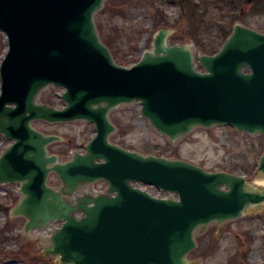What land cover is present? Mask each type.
I'll return each mask as SVG.
<instances>
[{"label":"water","instance_id":"95a60500","mask_svg":"<svg viewBox=\"0 0 264 264\" xmlns=\"http://www.w3.org/2000/svg\"><path fill=\"white\" fill-rule=\"evenodd\" d=\"M105 0H0L7 50L0 61V184L18 183L10 209L29 232L60 222L44 256L54 264H190L196 232L264 206V187L242 175L143 154L110 141V111L138 102L151 126L175 141L195 127L228 125L264 135V33L235 23L214 54L170 43L159 27L151 47L130 67L102 42L94 16ZM197 64L203 70L197 68ZM247 69L246 71H244ZM62 87L57 108L37 100L47 85ZM91 122L84 152L61 161L60 140L33 121ZM255 172L264 175V147ZM53 174L58 187L48 183ZM104 181L106 192L74 196ZM140 182L177 198L157 197Z\"/></svg>","mask_w":264,"mask_h":264},{"label":"rangeland","instance_id":"374dc122","mask_svg":"<svg viewBox=\"0 0 264 264\" xmlns=\"http://www.w3.org/2000/svg\"><path fill=\"white\" fill-rule=\"evenodd\" d=\"M139 3L137 0L123 1L114 7L120 12L119 14L109 17L106 13L102 16L105 36L109 41L107 46L113 58L115 54L119 60L123 59L124 62L118 63L127 67L140 58L143 50L151 47L153 35L161 26L171 30L167 38L170 43H190L197 55L207 54L201 43L215 40L217 24H224L223 21L207 19L209 25L199 29L204 37L199 42L201 35L190 28L188 18L181 14L179 7L174 3L163 5L166 22L157 27L152 25L150 16L153 6L147 7ZM113 6L111 0H105L102 9ZM229 12L238 15L231 23V27L235 23H240L264 33V9H259V5L254 0H242L241 4L239 3ZM223 14V18L228 16L227 12ZM96 20L95 14L94 21ZM6 50V36L0 29V61ZM62 91V87L49 84L38 93L37 100L62 108L64 106L60 97ZM110 119L116 126L110 141L126 149L143 154L183 159L208 171L232 172L244 176L253 183L258 178L264 180V175L255 172L264 147L262 134L250 135L237 131L231 126L216 125L209 128L195 127L179 139L170 141L140 114L138 102L121 104L113 108ZM33 126L46 134L60 137V140L50 144L48 149L49 152L57 154L61 161L69 159L72 153L84 152L86 143L94 135L93 124L84 120L53 124L35 120ZM10 143V140L0 134V154ZM48 183L55 187L60 185V181L53 174L49 176ZM134 185L156 196L164 197L172 194L161 192L150 185L141 183ZM94 187L102 190L105 184L96 182ZM19 197L17 183L0 184V204L11 208ZM24 222L23 217H12L9 212L0 211V230H4V242L0 244V250L4 251L7 257L0 259V264H54L56 257L44 256L42 253L43 248L49 243L48 237L52 230L42 232V229H35L25 232ZM58 225L59 223H55L51 226L55 228ZM195 239L196 247L188 255L190 264H240L241 262L264 264V206L258 211L247 212L235 220L220 224L212 222L202 232H196Z\"/></svg>","mask_w":264,"mask_h":264},{"label":"trees","instance_id":"16d2710c","mask_svg":"<svg viewBox=\"0 0 264 264\" xmlns=\"http://www.w3.org/2000/svg\"><path fill=\"white\" fill-rule=\"evenodd\" d=\"M126 0H111V4L114 5L113 7H107L105 9H101L96 13L97 20L95 21L97 30L99 31L101 40L107 45H109V41L107 37L105 36V27L103 25V15L108 13L109 17L113 15H117L120 12L116 10L114 7L117 6V4L122 3ZM129 1V0H127ZM242 0H137V2H140L143 6H153V11L151 13V20L152 25L154 27H157L159 24L166 22L164 19V13H163V5L165 3H174L177 5L180 9V12L183 16L188 18V23L190 24L191 29H195V31L199 32V29L204 27V25H209L207 22V19L210 20H217V21H223L224 24H217V34L216 39L211 40L208 43H201L203 46V49L207 52V54H213L215 53L225 38L228 36L231 30V23L233 20H235L238 15H235L231 12H229L231 9H233L235 6H237L239 3L241 4ZM254 2L259 5V9H264V0H254ZM139 3V4H140ZM229 10V11H228ZM227 12L228 16L223 18V13ZM209 16V17H208ZM199 34H202V31L199 32ZM204 39L203 35L200 36L199 42ZM114 58L116 60L117 56L114 54ZM118 59V58H117ZM117 62H124L123 59H118ZM10 207H7L3 204H0V211L4 213L9 212ZM4 230H0V244L4 242V236H3ZM7 258L4 251L0 250V259ZM1 261V260H0ZM233 264V263H231ZM242 264V262L240 263Z\"/></svg>","mask_w":264,"mask_h":264},{"label":"bare ground","instance_id":"6f19581e","mask_svg":"<svg viewBox=\"0 0 264 264\" xmlns=\"http://www.w3.org/2000/svg\"><path fill=\"white\" fill-rule=\"evenodd\" d=\"M254 184H256L257 186H263L264 184V180L262 178H258L256 179V181H254ZM43 231L42 232H46L47 230H52V227H47V228H44L42 229Z\"/></svg>","mask_w":264,"mask_h":264},{"label":"flooded vegetation","instance_id":"af4514ba","mask_svg":"<svg viewBox=\"0 0 264 264\" xmlns=\"http://www.w3.org/2000/svg\"><path fill=\"white\" fill-rule=\"evenodd\" d=\"M197 68H198L199 70H203V69H202V67H201V66H199V65L197 66ZM245 70H247V69H245ZM98 182H102V183H104V184H105V182H104V181H98ZM95 183H96V182H95ZM95 183H94V184H95ZM94 184L87 185V186H86V190H87L88 192H90V193H91V192H92V191L95 189V187H94ZM91 185H92L94 188H93V187H91Z\"/></svg>","mask_w":264,"mask_h":264}]
</instances>
